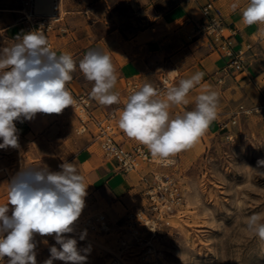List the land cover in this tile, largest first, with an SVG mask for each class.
<instances>
[{
  "label": "rangeland",
  "instance_id": "rangeland-1",
  "mask_svg": "<svg viewBox=\"0 0 264 264\" xmlns=\"http://www.w3.org/2000/svg\"><path fill=\"white\" fill-rule=\"evenodd\" d=\"M2 2L4 6L20 7L14 0ZM116 11L129 14V8L113 0L108 14L115 22ZM20 15L19 11L4 14L0 10V27L18 21ZM131 17L121 18L122 27L131 26ZM137 24L141 27L143 21ZM13 44L0 35V49ZM110 57L117 71L118 63ZM76 65L79 70V62ZM239 105L231 112L217 108L216 123L191 148L177 153L175 164L155 170L172 177L183 198L172 209L163 208L161 212L151 209L149 199L132 208L144 209L152 219L149 223L138 222L132 228L128 210H103L110 229L92 230L83 224V218L98 210L90 208L87 194L74 231L65 234L77 240L81 254L87 256L86 264H264V240L245 227L246 217L264 213V167L257 166V161L264 159V113H241L234 123ZM194 108L195 103L178 105L179 112H172L175 115ZM44 116L45 124L34 134H21L18 129V148L0 149V205L7 203L8 184L13 177L29 165L59 172L60 165L69 162L82 175L79 153L94 136L78 131L74 106ZM152 182L153 175L148 186ZM12 207L9 205V213ZM38 242L36 262L44 264L50 258L49 249L60 246L54 236H39ZM8 259L4 257L0 264H7ZM53 264L65 262L54 260Z\"/></svg>",
  "mask_w": 264,
  "mask_h": 264
},
{
  "label": "clouds",
  "instance_id": "clouds-1",
  "mask_svg": "<svg viewBox=\"0 0 264 264\" xmlns=\"http://www.w3.org/2000/svg\"><path fill=\"white\" fill-rule=\"evenodd\" d=\"M236 10L238 3L232 4ZM245 25H264V0H249L242 9ZM76 62L68 53L57 55L43 31L17 38L11 47L0 49V149L18 148L15 121H30L37 113L60 114L75 104L66 87ZM86 80L93 82L90 98L100 105L120 103L113 91L118 82L111 57L102 50H89L79 62ZM203 72L181 79L161 93L145 83L124 101L118 127L130 139L145 146L154 159L166 163L177 153L191 148L217 117L218 93L204 91L195 98V108L173 115L175 106L188 104L187 96L202 81ZM264 167V159L257 161ZM61 171L29 165L8 184L7 203L0 205V262L37 264L35 236H54L50 258L65 264H86L77 240L65 234L74 231L85 207L87 186L74 163L64 162ZM9 205L13 206L11 215ZM247 231L264 240V213L246 217ZM81 239L84 236L81 235Z\"/></svg>",
  "mask_w": 264,
  "mask_h": 264
},
{
  "label": "crops",
  "instance_id": "crops-1",
  "mask_svg": "<svg viewBox=\"0 0 264 264\" xmlns=\"http://www.w3.org/2000/svg\"><path fill=\"white\" fill-rule=\"evenodd\" d=\"M206 1L119 0L129 8L128 17L132 15L131 26L122 27L121 18L127 16L126 12L116 11V22L109 17L108 8H112L113 0H64L63 28L52 34L54 51L57 55L70 54L76 64L89 50L94 49L102 50L116 59L118 82L113 91L119 95L120 103L103 106L92 100L98 114L115 112L113 122L116 124L117 138L125 144L138 143L118 127L124 101L134 91L130 82L154 85L161 77L167 76L172 78L174 86L181 79L203 72L202 81L189 92V103L183 107L194 104L196 96L208 90L218 93V108L226 112H231L241 103L251 104L261 99L260 88L264 85V25L248 26L242 22L241 12L249 0H212L224 16L226 35L230 36L233 46L240 48L250 44L245 52V69L227 73L228 57L212 46L209 35L196 31L203 16L202 5ZM233 3L239 5L236 10L231 7ZM0 10L4 14H13L19 11V7L4 6L0 0ZM141 21L143 25L137 27V22ZM28 32L31 31L26 30L20 19L0 27V35H5L12 43ZM81 73L78 68L72 72L70 87L73 92L87 91L90 94L93 82L86 80ZM221 77L222 81L219 80ZM173 109L178 110V106L170 109L172 114ZM44 119L43 113H37L30 121L14 123L21 134L29 135L45 124ZM215 123L213 121L210 125ZM79 160L90 208L117 213L145 204L148 201L146 189L153 172L168 167L144 162L136 170L124 171L116 159L105 155L95 138L80 151Z\"/></svg>",
  "mask_w": 264,
  "mask_h": 264
},
{
  "label": "built area",
  "instance_id": "built-area-1",
  "mask_svg": "<svg viewBox=\"0 0 264 264\" xmlns=\"http://www.w3.org/2000/svg\"><path fill=\"white\" fill-rule=\"evenodd\" d=\"M19 3L20 20L23 22L27 31H43L47 38L50 48L55 50V41L52 36L57 29H61L64 19L65 8L64 0H53V10L51 12L38 11L37 0H14ZM202 19L197 25L198 33H206L211 37L212 46L223 56L228 57L226 72L241 71L245 69V52L250 44L244 47L235 48L230 36L226 35L227 25L221 10L212 0L206 1L202 5ZM71 75H73L71 73ZM222 81V77L219 78ZM67 83L68 90L73 94L75 104L73 105L79 118L78 131L91 132L103 148L105 155L117 160L119 167L124 171H132L139 168L144 162H153L162 166H170L176 163L177 154L170 157L166 163L159 159H154L148 149L135 143L127 145L117 138L116 124L113 122L115 112L109 115H100L95 112L94 104L87 91L73 92ZM143 84L130 82L132 90H136ZM161 93L172 87V81L167 76L152 85ZM261 99L251 104L241 103L234 112L233 122L238 121L241 113H264V85L261 86ZM164 175L166 178H164ZM149 206L152 210L160 212L165 208L170 210L176 202H181L183 195L179 185L167 173L154 171L153 182L146 189ZM8 215H11L9 213ZM127 220L132 228L138 222L149 223L152 219L144 209H130L127 211ZM83 224L95 231H106L110 229V222L106 212L98 211L83 218ZM39 234L35 236L36 244L39 242Z\"/></svg>",
  "mask_w": 264,
  "mask_h": 264
},
{
  "label": "bare ground",
  "instance_id": "bare-ground-1",
  "mask_svg": "<svg viewBox=\"0 0 264 264\" xmlns=\"http://www.w3.org/2000/svg\"><path fill=\"white\" fill-rule=\"evenodd\" d=\"M36 7L38 11L51 12L53 10V0H37ZM13 10V9H5Z\"/></svg>",
  "mask_w": 264,
  "mask_h": 264
}]
</instances>
